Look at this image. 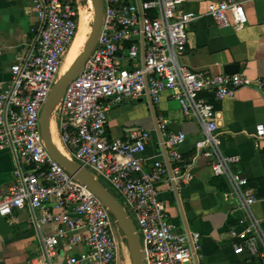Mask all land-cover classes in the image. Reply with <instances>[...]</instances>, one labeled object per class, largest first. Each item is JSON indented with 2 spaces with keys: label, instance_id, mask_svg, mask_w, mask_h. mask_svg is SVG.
<instances>
[{
  "label": "built area",
  "instance_id": "1",
  "mask_svg": "<svg viewBox=\"0 0 264 264\" xmlns=\"http://www.w3.org/2000/svg\"><path fill=\"white\" fill-rule=\"evenodd\" d=\"M183 1L102 0L95 47L52 113L57 137L67 157L122 199L139 233L143 264H185L196 258L199 233L181 230L170 219L158 185L166 184L178 194L191 179L192 162H184L179 151L186 134L167 131L161 118L160 157L149 162L143 157L149 132L135 130L123 138L106 134L108 103L142 96L156 103L162 92H170L182 114L193 116L201 128L202 136L193 144L195 156L208 160L212 176L227 179L224 199H234L241 212L232 227L234 252L264 264V228L253 212L259 197L233 169L239 157L222 154L214 104L207 98L220 100L246 86H255L264 96V76L253 80L242 73L211 74L181 64L188 24L197 17L179 9ZM78 3L34 0L36 23L9 67V79L0 80V149H10L15 161L14 184L0 199V216L27 209L35 224H57L56 232L40 235L45 258L66 240L85 246L78 257L66 258L69 264H120L123 240L114 233L116 221L96 195L49 155L39 129L42 105L78 29ZM205 13L219 28L246 23L237 0L209 1ZM253 136L264 137V124L255 125ZM260 198L264 200V192Z\"/></svg>",
  "mask_w": 264,
  "mask_h": 264
},
{
  "label": "crops",
  "instance_id": "2",
  "mask_svg": "<svg viewBox=\"0 0 264 264\" xmlns=\"http://www.w3.org/2000/svg\"><path fill=\"white\" fill-rule=\"evenodd\" d=\"M209 1L184 0L179 9L191 11L197 16L187 27L185 51L179 62L196 71L211 74L224 73V66L235 64V73H242L255 80L264 76V0H237L242 2L246 23L239 28L217 27L205 13ZM34 0H0V80L9 79V67L20 46L30 37V27L36 23ZM212 101L215 109L217 131L222 140L223 155H237L239 161L234 170L242 173L247 183L259 197L253 212L264 228V137L253 136L256 124H264V96L255 86L241 87L231 95ZM166 123L167 131L186 134L180 145L184 162H192V177L177 192L166 184H159V197L164 202L170 219L199 233L200 249L194 260L185 264H258L257 258L236 253L232 243L235 237L232 227L240 215L234 199H224L229 190L224 176L211 175L208 160L195 156L193 144L201 138V128L193 116H184L177 101L168 91L162 92L156 103L146 96L125 97L108 103L106 134L123 138L135 130H145L151 139L143 154L149 162L160 157L157 123ZM15 161L10 149H0V199L14 184L12 172ZM53 222L35 224L27 209L13 210L0 216V264H69L68 256L78 257L85 251L82 243H60L54 255L42 254L40 235L57 231ZM80 230L79 233H83ZM119 229L114 228L117 239Z\"/></svg>",
  "mask_w": 264,
  "mask_h": 264
},
{
  "label": "water",
  "instance_id": "3",
  "mask_svg": "<svg viewBox=\"0 0 264 264\" xmlns=\"http://www.w3.org/2000/svg\"><path fill=\"white\" fill-rule=\"evenodd\" d=\"M92 8V20L90 23V31L86 36V40L81 51L75 57L67 70L58 76L51 85L49 94L42 105L39 115V129L43 140V144L49 155L61 165L71 176L85 185L94 195L98 197L101 203L110 212L118 229L122 232L126 247L129 253L130 264H143V257L140 248V239L136 232V227L125 211L121 202L117 197L91 172L78 162L67 157L64 152L60 151L54 144L50 131V123L52 113L57 103L62 98L67 84L75 78L82 70L85 60L95 47L103 16L102 0H89ZM238 68L235 64H227L224 66V73L231 74L237 72Z\"/></svg>",
  "mask_w": 264,
  "mask_h": 264
},
{
  "label": "bare ground",
  "instance_id": "4",
  "mask_svg": "<svg viewBox=\"0 0 264 264\" xmlns=\"http://www.w3.org/2000/svg\"><path fill=\"white\" fill-rule=\"evenodd\" d=\"M87 3H88V7L90 8L91 7L90 1L87 0ZM85 17H86L85 11L80 9L79 10V16H78V29H77L75 36H74L71 44L69 45V48H68V50H67V52L63 58L61 68H60V75L63 74L67 70V68L73 62L75 57L79 54V52L81 51L82 46L86 40ZM50 131H51V136H52V140H53L54 144L58 147V149L60 151L63 152V150H62L63 148L61 147L62 145H60L58 143L56 127H55V123H54L53 119H51Z\"/></svg>",
  "mask_w": 264,
  "mask_h": 264
},
{
  "label": "rangeland",
  "instance_id": "5",
  "mask_svg": "<svg viewBox=\"0 0 264 264\" xmlns=\"http://www.w3.org/2000/svg\"><path fill=\"white\" fill-rule=\"evenodd\" d=\"M78 5H80L79 10L80 9L84 10L85 14H86V17H85V34L87 36V34L90 31V23H91V20H92V16H91L92 15V9H91V7L90 8L88 7L87 0H79ZM68 48H67V50H68ZM67 50H66V52H67ZM66 52L64 53V56H65ZM57 139H58V137H57ZM58 143L60 144L59 140H58ZM102 183L117 197V199L121 202V204L124 205L122 199L115 193V191L106 182L102 181ZM129 216H130V218H132V221L135 224V222L133 220V217L131 216L130 213H129ZM117 228H118V226H117ZM118 232H119V236L123 240V249L120 251L121 253H120V257H119L120 264H130L129 253H128V250H127V247H126V243H125L123 234H122V232L120 230ZM136 232L138 233L137 228H136Z\"/></svg>",
  "mask_w": 264,
  "mask_h": 264
}]
</instances>
